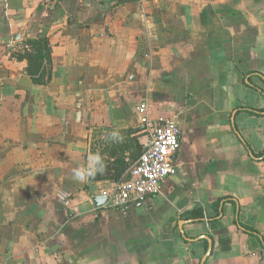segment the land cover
I'll return each mask as SVG.
<instances>
[{
    "label": "crops",
    "instance_id": "0c3cea01",
    "mask_svg": "<svg viewBox=\"0 0 264 264\" xmlns=\"http://www.w3.org/2000/svg\"><path fill=\"white\" fill-rule=\"evenodd\" d=\"M38 35L45 85L14 55ZM140 103L181 127L177 172L142 203L95 206L115 167L72 169L141 147L125 132ZM262 241L264 0H0V264H264Z\"/></svg>",
    "mask_w": 264,
    "mask_h": 264
},
{
    "label": "built area",
    "instance_id": "2783aa9c",
    "mask_svg": "<svg viewBox=\"0 0 264 264\" xmlns=\"http://www.w3.org/2000/svg\"><path fill=\"white\" fill-rule=\"evenodd\" d=\"M21 50H24L22 46ZM137 113L138 124L144 134L141 153L128 171L129 178L115 181L109 189L102 190L101 194L106 196L105 207L122 209L159 195L165 180L176 173L174 154L181 134L178 122L170 118L150 117L146 103L137 106Z\"/></svg>",
    "mask_w": 264,
    "mask_h": 264
},
{
    "label": "trees",
    "instance_id": "16d2710c",
    "mask_svg": "<svg viewBox=\"0 0 264 264\" xmlns=\"http://www.w3.org/2000/svg\"><path fill=\"white\" fill-rule=\"evenodd\" d=\"M21 46L24 50H21V47L14 53L17 59H25L26 61V73L30 76L31 80L35 84L45 85L52 78V61H51V43L45 35H38L35 38L24 40L21 43ZM28 47V49L26 48ZM125 132L129 135L130 133H135L136 135L140 133L142 135V130L138 128H129ZM123 131V134L125 133ZM111 140V139H109ZM110 151L108 150V145L104 148L103 151L108 152L113 157V162H108L107 159H104L105 169H109L110 165L115 167V174L112 176L113 181H118L121 179L129 178V170L133 163L138 159L141 153V147L136 139L125 137L121 145L119 146L122 151H128L129 155L127 159L123 156L116 154L115 150L117 147L115 145L110 146ZM108 150V151H107ZM115 157V158H114ZM109 167V168H108ZM95 179H100L99 176L91 178L90 181ZM201 211L199 209H194L191 213V217H199ZM247 231L250 233H256L252 228L246 227ZM264 243V241H262Z\"/></svg>",
    "mask_w": 264,
    "mask_h": 264
},
{
    "label": "clouds",
    "instance_id": "9594fccd",
    "mask_svg": "<svg viewBox=\"0 0 264 264\" xmlns=\"http://www.w3.org/2000/svg\"><path fill=\"white\" fill-rule=\"evenodd\" d=\"M113 142H122L123 137L117 132H112L109 137ZM105 162L98 152L90 153L84 166H77L72 169V178L80 183H87L91 178L105 170Z\"/></svg>",
    "mask_w": 264,
    "mask_h": 264
},
{
    "label": "water",
    "instance_id": "95a60500",
    "mask_svg": "<svg viewBox=\"0 0 264 264\" xmlns=\"http://www.w3.org/2000/svg\"><path fill=\"white\" fill-rule=\"evenodd\" d=\"M93 204L95 206H101L103 205V203L105 202L106 200V196L104 194H98V195H94L92 198H91ZM205 259V258H204ZM204 259H203V262H204Z\"/></svg>",
    "mask_w": 264,
    "mask_h": 264
},
{
    "label": "flooded vegetation",
    "instance_id": "af4514ba",
    "mask_svg": "<svg viewBox=\"0 0 264 264\" xmlns=\"http://www.w3.org/2000/svg\"><path fill=\"white\" fill-rule=\"evenodd\" d=\"M180 128H181V127H180ZM180 135H181V134H180ZM179 140H180V137H179ZM179 146H180V144H179ZM178 148H179V147H178ZM177 150H178V149H177ZM177 150H176V151H177ZM175 153H176V152H175ZM174 156H175V154H174ZM175 171H176V170H175ZM176 172H177V171H176Z\"/></svg>",
    "mask_w": 264,
    "mask_h": 264
},
{
    "label": "rangeland",
    "instance_id": "374dc122",
    "mask_svg": "<svg viewBox=\"0 0 264 264\" xmlns=\"http://www.w3.org/2000/svg\"><path fill=\"white\" fill-rule=\"evenodd\" d=\"M144 138V137H143Z\"/></svg>",
    "mask_w": 264,
    "mask_h": 264
}]
</instances>
